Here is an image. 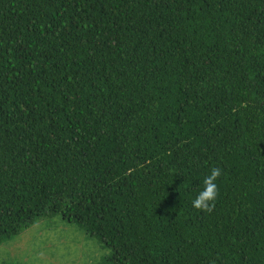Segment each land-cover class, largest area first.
<instances>
[{
  "label": "trees",
  "instance_id": "obj_1",
  "mask_svg": "<svg viewBox=\"0 0 264 264\" xmlns=\"http://www.w3.org/2000/svg\"><path fill=\"white\" fill-rule=\"evenodd\" d=\"M51 215L117 264H264V0H0V244Z\"/></svg>",
  "mask_w": 264,
  "mask_h": 264
},
{
  "label": "rangeland",
  "instance_id": "obj_2",
  "mask_svg": "<svg viewBox=\"0 0 264 264\" xmlns=\"http://www.w3.org/2000/svg\"><path fill=\"white\" fill-rule=\"evenodd\" d=\"M112 250L60 215L37 219L0 244V264H117Z\"/></svg>",
  "mask_w": 264,
  "mask_h": 264
},
{
  "label": "clouds",
  "instance_id": "obj_3",
  "mask_svg": "<svg viewBox=\"0 0 264 264\" xmlns=\"http://www.w3.org/2000/svg\"><path fill=\"white\" fill-rule=\"evenodd\" d=\"M222 175V171L218 167H212L207 174L203 176V187L199 190L191 200V206L200 211H210L214 202L219 195L218 180Z\"/></svg>",
  "mask_w": 264,
  "mask_h": 264
}]
</instances>
